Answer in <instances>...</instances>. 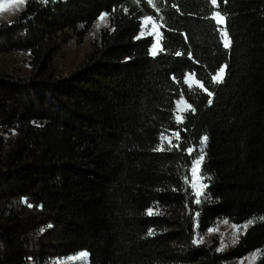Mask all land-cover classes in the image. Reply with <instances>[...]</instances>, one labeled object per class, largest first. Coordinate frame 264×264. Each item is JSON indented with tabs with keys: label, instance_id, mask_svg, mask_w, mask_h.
Segmentation results:
<instances>
[{
	"label": "trees",
	"instance_id": "16d2710c",
	"mask_svg": "<svg viewBox=\"0 0 264 264\" xmlns=\"http://www.w3.org/2000/svg\"><path fill=\"white\" fill-rule=\"evenodd\" d=\"M102 13L107 28L56 75L59 45L82 40ZM149 15L159 24L155 58ZM12 52L28 54L30 70L0 71V130L13 132L0 136V264L80 252L89 264H225L254 251L264 264V0H26L0 24V54ZM222 65L211 106L202 90L191 95L181 147L155 151L160 131L176 129L182 74L211 83ZM205 135L201 171L211 180L197 205L188 179ZM221 219L254 224L226 250L193 243Z\"/></svg>",
	"mask_w": 264,
	"mask_h": 264
},
{
	"label": "rangeland",
	"instance_id": "374dc122",
	"mask_svg": "<svg viewBox=\"0 0 264 264\" xmlns=\"http://www.w3.org/2000/svg\"><path fill=\"white\" fill-rule=\"evenodd\" d=\"M0 4L4 5V10H0V24L10 23L24 6V4L15 3L14 0H0ZM142 25L145 34H147V32L152 33L153 30H155L156 34H153L152 36L154 40L159 38V24L156 21L143 20ZM107 26L108 20L106 15L104 21H101L98 18L94 22L91 29L82 40H78L72 36V38L66 44H60L52 60V66L54 67L56 75L65 76L73 71L83 60L85 54L89 52L92 42L98 37L100 31L107 28ZM29 61L28 54L23 52L1 53L0 71L7 72L17 77H25L30 70ZM174 110L175 106L173 105V112ZM12 135L13 132L11 131L7 132L0 130V136L5 140L9 139V137ZM167 135L171 136V134ZM172 139L174 142L175 137H172ZM165 147H167V143H165ZM191 179L192 177L190 173L188 179V185L190 188ZM247 224L248 222L240 225H234L222 219L217 220L212 224L211 228L207 232L197 233L195 235V239L198 240V242H211L214 240L217 244L218 251L226 250L236 242L238 237L246 229L243 226ZM259 259L260 253L258 251H254L241 259L227 262L225 264H258ZM28 264H33L32 260L29 259ZM43 264H89V262L86 253L80 252L65 258H50L47 259Z\"/></svg>",
	"mask_w": 264,
	"mask_h": 264
},
{
	"label": "snow or ice",
	"instance_id": "6c2138e0",
	"mask_svg": "<svg viewBox=\"0 0 264 264\" xmlns=\"http://www.w3.org/2000/svg\"><path fill=\"white\" fill-rule=\"evenodd\" d=\"M15 3L18 4H24L25 0H14ZM211 5L213 6H218V0H210ZM0 10H4V5L0 4ZM106 13H102L99 17V19L101 21L105 20L106 17ZM210 19H213L217 25V30L220 32V35L222 37L223 40V47L225 49H230L231 47V42H230V37H229V33L223 29V25L225 24V17L223 15H221L220 11H214L212 13V16L210 17ZM145 21H152L153 17L151 15L146 16L144 18ZM156 34L155 30H153L152 33H149V35H153ZM140 38H144V33L143 31L141 32L140 35L137 36V39ZM150 55L155 58L157 57V55L159 54V52L162 51L161 48V41L159 38L155 39L150 46ZM175 56L176 57H181L182 56V52L181 51H176L175 52ZM188 58L189 59H193L192 57V53L189 52L188 53ZM225 73H226V65H222L218 68V70L215 72V74L211 75L210 80L211 83H209L207 81L206 78L201 79L197 77V74L195 72H184L182 74L183 76V87H181L178 98L174 99V106H175V110L172 113V115L175 117V124H176V129L174 131H172L171 136L166 134V129H163L160 131L159 133V140L160 143L157 146V148L155 149V151L157 152H164V151H168L171 152L173 149H178L181 147V131L182 129V125L185 124L186 122V117L187 115L191 112L192 114H195V109L193 107V104L190 102V97L192 94H196L199 91H203L208 97V104L209 106H211V104L213 103V94H214V89H213V85L215 84H220L221 82H223L224 77H225ZM173 80H176L177 84H180V81L176 79V74H173L172 76ZM185 89L187 90V93L189 94L188 99H186L185 96ZM175 96V93L173 94ZM172 137H175V142H173ZM208 137L205 135L203 136L199 143H200V155L197 158L192 159L191 161V169H190V173H191V188L194 192V195L196 197V199L193 201V203L199 205L202 202V197L206 194V189H208L210 187L209 183H204L202 181H210L211 177L205 175L201 169H202V165L205 161V154H204V145L207 142ZM187 141L185 140V143ZM165 143H167V148L165 147ZM187 153L192 154L195 149L192 147H188L186 149ZM32 205L29 204V207H31ZM160 212L153 211L152 207H149L147 209V215L148 216H153V215H159ZM197 215H199V213H197ZM254 222L253 220H249L247 225H244V228H247L250 225H253ZM49 227H51V225H49ZM239 230V229H238ZM43 231V229H42ZM153 231L150 229L148 235H152ZM193 243L196 244L198 243V240L194 239Z\"/></svg>",
	"mask_w": 264,
	"mask_h": 264
}]
</instances>
